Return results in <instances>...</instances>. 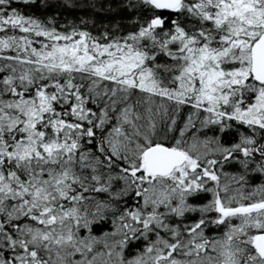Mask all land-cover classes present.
<instances>
[{
  "label": "trees",
  "instance_id": "obj_1",
  "mask_svg": "<svg viewBox=\"0 0 264 264\" xmlns=\"http://www.w3.org/2000/svg\"><path fill=\"white\" fill-rule=\"evenodd\" d=\"M263 32L264 0H0V264H264V158L233 152L263 136L208 112ZM158 145L188 161L147 175Z\"/></svg>",
  "mask_w": 264,
  "mask_h": 264
},
{
  "label": "flooded vegetation",
  "instance_id": "obj_2",
  "mask_svg": "<svg viewBox=\"0 0 264 264\" xmlns=\"http://www.w3.org/2000/svg\"><path fill=\"white\" fill-rule=\"evenodd\" d=\"M262 34H264V32L260 33L257 38ZM257 38L248 45V59L245 64L240 66V69L235 70L234 73L227 76L222 75L218 69L216 73L217 87L214 88L215 95L213 98V101H215L214 110H212V112L215 113L217 120H221V122H225L224 119H227L235 126H237V124H242L244 126L243 129L246 131L255 130V132L260 134V138L263 136L261 139L263 140L262 142H264V83H258L251 75L252 64L250 50L257 42ZM214 58H216V55ZM215 64H217L216 60ZM238 139L239 135L236 137V141H238ZM233 152L237 154L236 156L239 160H237V164H246L244 165V169H248V167L252 165V160L256 157H260L261 159L264 158V143H261L260 146L250 145V147L246 149L244 145L238 142L233 146ZM225 154L226 150L223 151L224 169L227 167V161L232 158L231 154H227V156ZM227 174L226 169V178ZM247 178L251 180V176L247 175Z\"/></svg>",
  "mask_w": 264,
  "mask_h": 264
},
{
  "label": "water",
  "instance_id": "obj_3",
  "mask_svg": "<svg viewBox=\"0 0 264 264\" xmlns=\"http://www.w3.org/2000/svg\"><path fill=\"white\" fill-rule=\"evenodd\" d=\"M159 11H175L183 0H149ZM251 75L258 83H264V34L257 38V42L251 50ZM142 154L145 173L154 178H165L170 176L175 169L181 168L187 162V156L182 151L164 146H151ZM249 207L230 209L219 213L223 217L233 214L247 213ZM253 246L260 260L264 261V230L254 235ZM162 258V257H161ZM159 258V259H161ZM158 259V260H159ZM158 260L155 264H158Z\"/></svg>",
  "mask_w": 264,
  "mask_h": 264
},
{
  "label": "rangeland",
  "instance_id": "obj_4",
  "mask_svg": "<svg viewBox=\"0 0 264 264\" xmlns=\"http://www.w3.org/2000/svg\"><path fill=\"white\" fill-rule=\"evenodd\" d=\"M210 79H212L211 77H210ZM214 80V79H213ZM209 89H213V87L211 86V88L210 87H208ZM209 93H213V91L211 90V92H209ZM208 112L209 113H213L212 112V109H209L208 110ZM214 114V113H213ZM184 149H185V151H191V153L193 154V153H196V154H198L199 156H201L202 154H204V149L203 148H199L198 146H197V144H196V142H193L192 141V143H190L189 144V146H186V145H184V147H183ZM178 176V175H177Z\"/></svg>",
  "mask_w": 264,
  "mask_h": 264
}]
</instances>
